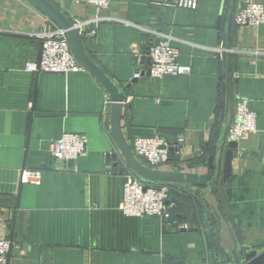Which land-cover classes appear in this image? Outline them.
<instances>
[{
	"label": "crops",
	"instance_id": "obj_1",
	"mask_svg": "<svg viewBox=\"0 0 264 264\" xmlns=\"http://www.w3.org/2000/svg\"><path fill=\"white\" fill-rule=\"evenodd\" d=\"M48 1L73 22L98 18L84 28L94 35L80 37L124 95L120 127L130 148L136 137L168 141L174 151L154 169L216 180L201 190L223 209V246L263 248L264 22L237 25L234 16L251 2L264 8V0H197L194 9L111 0L99 10L85 0ZM56 27L29 0H0V238L11 241L7 264H211L208 221L192 192L170 190L172 218L186 228L120 210L123 174L131 170L115 171L106 159L116 149L112 100L94 74L85 67L67 74L26 69L38 59V35ZM158 40L178 50L189 74L149 75L147 49ZM136 70L144 73L133 78ZM238 98L247 99L256 129L236 141L223 179ZM63 133L84 134L85 153L55 159L49 144ZM23 168L39 171V183H22Z\"/></svg>",
	"mask_w": 264,
	"mask_h": 264
},
{
	"label": "built area",
	"instance_id": "obj_2",
	"mask_svg": "<svg viewBox=\"0 0 264 264\" xmlns=\"http://www.w3.org/2000/svg\"><path fill=\"white\" fill-rule=\"evenodd\" d=\"M96 10L106 8L111 0H85ZM166 4L177 7L194 9L197 0H168ZM237 25L257 26L264 22V8L261 4L251 2L240 8L234 16ZM98 22V18L73 22L80 36L91 37L95 29L85 30L86 26ZM41 48L38 59L26 64V69L36 72H49L67 74L83 69V66L74 57L65 31L56 27L41 32ZM150 60L149 75L154 78L163 76H178L190 73V66L177 61L178 50L171 46L167 40L152 42L147 49ZM140 70H136L133 78H139ZM255 113L249 109L245 98H238L235 103L234 117L227 131L229 141H237L245 134L256 129ZM87 138L81 133H63L49 144L50 154L59 161L75 160L83 155L86 150ZM181 140L175 145V154L179 155ZM171 144L159 136L136 137L132 142V152L142 159L147 166L159 168L169 159ZM40 172L23 168L20 170L22 183L38 184ZM170 188L165 184H146L131 171L123 174L122 198L120 210L128 216L152 215L162 219L167 227L186 228L172 218L169 201ZM11 241L0 238V264H7V257Z\"/></svg>",
	"mask_w": 264,
	"mask_h": 264
},
{
	"label": "water",
	"instance_id": "obj_3",
	"mask_svg": "<svg viewBox=\"0 0 264 264\" xmlns=\"http://www.w3.org/2000/svg\"><path fill=\"white\" fill-rule=\"evenodd\" d=\"M29 1L65 31L76 60L83 67L92 72L110 94L112 100L110 125L116 149L114 152L106 154V159L113 162L112 167L114 170L122 172L123 168H127L133 171L144 182H158L167 185L171 189L192 192L199 200L206 220L208 221L209 228L207 236L211 248V264H264V247L241 250L234 244L229 250L221 243V232L223 230L222 218L225 220L223 209L221 205H218V210H216L213 205L205 199V192L201 190L203 187L213 186L216 180L210 181L209 176L205 174L187 173L176 169L159 170L150 168L142 164L136 158L120 127L124 99L123 93L86 53L82 45L80 34L75 29L71 18L63 14L48 0ZM146 59L148 60V58ZM142 73L144 72H141V74ZM228 146L229 148L226 150L223 159V179H226L232 170V159L234 157V150L232 149L236 148V141H230ZM173 151V147L170 146L169 154L173 153ZM212 158L213 156H210L208 160L210 161ZM208 165L211 166V164ZM193 186L197 188L193 190Z\"/></svg>",
	"mask_w": 264,
	"mask_h": 264
},
{
	"label": "trees",
	"instance_id": "obj_4",
	"mask_svg": "<svg viewBox=\"0 0 264 264\" xmlns=\"http://www.w3.org/2000/svg\"><path fill=\"white\" fill-rule=\"evenodd\" d=\"M144 183H146V184H156V183H153V182H144ZM159 184H161V183H158L157 185H159ZM170 190H171V188H170ZM169 195H170V192H169Z\"/></svg>",
	"mask_w": 264,
	"mask_h": 264
}]
</instances>
